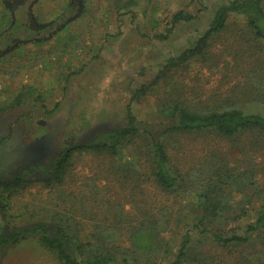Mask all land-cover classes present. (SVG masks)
Returning a JSON list of instances; mask_svg holds the SVG:
<instances>
[{
    "label": "rangeland",
    "instance_id": "374dc122",
    "mask_svg": "<svg viewBox=\"0 0 264 264\" xmlns=\"http://www.w3.org/2000/svg\"><path fill=\"white\" fill-rule=\"evenodd\" d=\"M68 1L0 0V183L15 176L23 180L6 195L5 203L0 202V232L43 223L54 234L53 222L67 211L85 228L81 227L84 239L97 225L103 229L113 225L119 213L123 220H143L146 210L158 209L153 206H176L180 197L167 198L146 178L132 180L135 175L110 170L107 157L74 156L63 184L53 179L52 165L67 148L123 127L126 106L141 85L149 90L130 103L132 113L140 127L159 136L168 123L161 111L166 102L212 104L240 87L235 96L242 104L255 97L252 83L261 80L252 70L258 63L246 54L234 63L235 69L218 60L215 65L192 61L166 70V60L192 45L216 9L229 0H136L124 13L118 11L132 0H84L82 15L62 26L72 14L71 9L62 10L70 7ZM178 10L195 18L177 23L167 39H157ZM232 23L233 30L243 26L237 16ZM224 49L216 48L217 53ZM165 141L171 163L183 171L218 165L239 176L227 188L232 204L253 213L264 202V147L252 136L237 144L210 133L175 134ZM128 153L122 150L120 158H130ZM247 178L252 183H246ZM247 222L241 216L230 224L242 231ZM118 235L115 243L126 244L124 232ZM164 236H170L169 231ZM206 250L216 260L227 258L224 264L236 262L234 255L226 256L211 243ZM246 252H253L252 247ZM0 264L61 263L36 236H29L0 252Z\"/></svg>",
    "mask_w": 264,
    "mask_h": 264
},
{
    "label": "trees",
    "instance_id": "16d2710c",
    "mask_svg": "<svg viewBox=\"0 0 264 264\" xmlns=\"http://www.w3.org/2000/svg\"><path fill=\"white\" fill-rule=\"evenodd\" d=\"M132 1L130 6L118 12H129L136 3V0ZM68 6L62 10L71 9L72 14L64 18L62 26L82 15L85 2L69 0ZM234 16L243 22L237 30L231 28ZM194 18L191 13L178 10L172 15L165 33L155 37L165 40L177 23ZM216 48L226 49L217 53ZM238 48H252L253 51L251 54L241 53ZM244 54L258 63L252 69L254 74H258L257 78L261 77V80L254 81L258 80L256 84L252 83L251 92L256 93L255 97L240 104L235 96L240 87H235L231 96L212 104L171 100L161 107L168 123L163 133L156 136L150 129L138 125L131 110L130 103L138 101L149 90L147 85H141L126 106V124L123 127L96 141L67 148L56 155L52 165L53 179L63 184L74 156L107 157L110 158V170L124 176L135 175L132 180L146 178L153 182L162 196L180 197L182 202L176 206L170 203L153 206L158 209L146 210L143 220H123L119 213L113 225L107 229L97 225L84 239L81 233L85 228L72 221L67 211H62V218L53 222L54 234H50L43 223L0 232V252L17 246L29 236H36L40 245L53 253L61 264H162L163 261L169 264H224L227 260L225 255L222 256L224 261L209 255L211 252L206 250V246L211 243L225 250L226 256H235L236 262L228 264H264V251L258 253L264 250V202L253 213L242 210L237 203L232 204L227 188H232L239 176L227 174L218 165L204 170L183 171L171 163L165 141L167 136L175 134L210 133L236 144L242 137L252 136L256 145L264 147V0H229L221 4L204 32L181 54L168 58L165 67L166 70L179 68L192 61L215 65L219 60L235 69L237 64L234 63L240 62ZM122 150L129 151L130 158L121 159ZM97 180L101 183V178ZM250 181L248 179L246 183H252ZM22 182L18 176L10 183H0V202L5 203L6 195L19 188ZM237 209L239 214H236ZM241 216L248 222L239 231L230 223ZM168 231L170 236L165 237ZM123 232L126 244L115 243L114 239ZM171 239L177 243L175 246L169 242ZM257 245L261 246L259 250L255 249ZM251 247L253 252L247 253Z\"/></svg>",
    "mask_w": 264,
    "mask_h": 264
},
{
    "label": "flooded vegetation",
    "instance_id": "af4514ba",
    "mask_svg": "<svg viewBox=\"0 0 264 264\" xmlns=\"http://www.w3.org/2000/svg\"><path fill=\"white\" fill-rule=\"evenodd\" d=\"M52 32H53V31H52ZM52 32H51V33H52ZM15 177H18V176H15ZM15 177H13V178H15ZM13 178H12V179H13ZM12 179H10L9 182H10ZM9 182H5V183H9Z\"/></svg>",
    "mask_w": 264,
    "mask_h": 264
},
{
    "label": "crops",
    "instance_id": "0c3cea01",
    "mask_svg": "<svg viewBox=\"0 0 264 264\" xmlns=\"http://www.w3.org/2000/svg\"><path fill=\"white\" fill-rule=\"evenodd\" d=\"M18 44H19V42H18Z\"/></svg>",
    "mask_w": 264,
    "mask_h": 264
}]
</instances>
